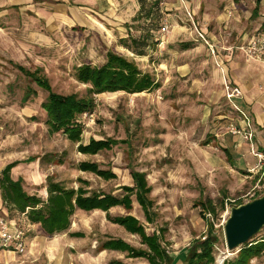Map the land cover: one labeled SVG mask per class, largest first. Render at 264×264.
<instances>
[{"label":"rangeland","instance_id":"1","mask_svg":"<svg viewBox=\"0 0 264 264\" xmlns=\"http://www.w3.org/2000/svg\"><path fill=\"white\" fill-rule=\"evenodd\" d=\"M140 1L0 0V172L19 162L13 178L23 179L26 191L44 201L51 178L76 190L82 179L91 193L122 197V187L133 186L131 171L145 173L153 223L136 196L132 210L116 207L112 218L131 215L148 235H159L173 258L167 264H187L189 250L207 238L214 244L215 264L234 261L239 252L228 251L225 236L231 210L264 195V160L254 154L264 156V61L236 47L264 32V0L258 19L252 18L256 0H147L143 11ZM148 34L153 40L145 56L122 45ZM109 51L135 60L159 87L137 96L97 97L92 117L79 119L82 142L126 143L85 156L65 134H50L43 109L49 92L36 75L42 72L58 94L83 98L88 86L77 80L78 68L102 66ZM228 85L238 87L243 98L231 101ZM242 101L249 104L245 111ZM234 129L242 132L240 143L233 139L239 138ZM248 133L252 141L245 139ZM30 158L35 161L24 162ZM82 162L98 163L118 178L105 181L82 172ZM207 201L216 214L202 209ZM0 216L24 229L28 244L25 255L2 250L0 264H151L101 251L112 239L146 249L138 235L112 223L107 213L77 211L69 231L47 237L26 214L8 210L0 191ZM262 240L264 229L252 243ZM250 264H264V253Z\"/></svg>","mask_w":264,"mask_h":264},{"label":"trees","instance_id":"2","mask_svg":"<svg viewBox=\"0 0 264 264\" xmlns=\"http://www.w3.org/2000/svg\"><path fill=\"white\" fill-rule=\"evenodd\" d=\"M140 2L143 11L147 0H141ZM153 14L154 10H149L147 13L148 18H152ZM130 39L131 43L128 40H123L122 45L139 56H145L147 53L146 48L153 37L148 34L139 39L132 37ZM17 67H20L24 73L28 72V75H33L26 68L19 65ZM36 76H38V83L49 92L48 99L43 104V109L47 112V125L50 134H65L71 141L79 144L78 150L80 153L91 156H96L105 150L111 151L118 144L126 143L124 140L118 141L113 138L101 141L92 139L87 145L82 143L84 125L79 119L83 115L92 114L96 110L97 96L118 92L134 95L151 92L159 87L153 76L143 73L134 60L113 51L107 53V60L102 66L84 64L78 68L77 80L88 86L87 95L83 98H80L77 94H58L53 90L50 80L42 72L38 71ZM230 160L232 161L231 157ZM33 161L35 159L30 158L24 162ZM18 164L19 162L8 165L0 172V191L3 204L8 210L16 211L22 215L26 214L31 223L41 226L47 237H54L69 231L72 225V217L77 211L87 213L103 211L107 213L112 223L119 224L132 235H138L146 249H136L121 239H112L102 245L101 251L109 250L126 253L130 258H145L151 264H167L173 259L162 246L160 236L157 234L148 235L145 227L137 218L131 215L112 218L110 215V211L116 207H124L128 211L132 210V197L136 196L147 221L153 223L152 210L154 202L150 197L152 189L145 173L136 170L131 171L134 186L122 187L125 192L122 197L106 193H91L86 188L89 186V182L82 179L79 181L82 184L81 187L76 190L67 189L51 178L47 186L48 199L44 201L41 197L30 195L26 191L23 179L15 180L13 178V169ZM79 170L94 174L106 181L117 179V175L113 170H103L98 163L82 162L79 165ZM210 203L212 202L207 201L202 209L210 207L207 211L210 214H216L213 204ZM263 253L264 240L255 241L246 245L239 252L237 259L225 261L224 264H250L253 259L261 257ZM185 262L187 264H215L213 242L207 238L200 243L196 250H189Z\"/></svg>","mask_w":264,"mask_h":264},{"label":"built area","instance_id":"3","mask_svg":"<svg viewBox=\"0 0 264 264\" xmlns=\"http://www.w3.org/2000/svg\"><path fill=\"white\" fill-rule=\"evenodd\" d=\"M202 37L204 36L202 35ZM240 50L251 59L264 61V32L252 37L245 45L240 47ZM227 94L231 101L243 98V93L238 87H231L228 85ZM236 108L241 111L237 105ZM241 113L246 118V121H249L248 116L243 112ZM87 117H92V114H85L84 118ZM232 133L234 136L243 138L241 131L234 129ZM244 137L247 141H252L254 136L248 133ZM254 154L259 157L261 161L264 160L262 154ZM4 249L15 251L20 255H25L28 252V244L26 231L18 226L17 223H12L8 221V219L0 216V252Z\"/></svg>","mask_w":264,"mask_h":264},{"label":"water","instance_id":"4","mask_svg":"<svg viewBox=\"0 0 264 264\" xmlns=\"http://www.w3.org/2000/svg\"><path fill=\"white\" fill-rule=\"evenodd\" d=\"M264 229V195L253 201L234 207L225 225L229 252H240Z\"/></svg>","mask_w":264,"mask_h":264},{"label":"crops","instance_id":"5","mask_svg":"<svg viewBox=\"0 0 264 264\" xmlns=\"http://www.w3.org/2000/svg\"><path fill=\"white\" fill-rule=\"evenodd\" d=\"M262 2H263V0H260V1H258V0H256V8H255V10H254V12H253V15H252V18H254V19H258L259 17H260V10H261V7H262ZM258 11V12H257ZM251 38L249 37V39L248 38H244V40H245V43H247L249 40H250ZM213 49H212V51H213V53H214V55H216V50H215V47L214 46H211ZM237 48V50H239L240 51V47L239 46H237L236 47ZM239 48V49H238ZM234 50V47L233 48H231V54H230V56H231V58L233 57V51ZM118 54V53H117ZM121 55V54H120ZM123 56V55H122ZM124 57H126V56H124ZM127 58V57H126ZM229 60H231V59H229ZM229 60L227 59V61L229 62ZM135 61V60H134ZM136 62V61H135ZM137 63V62H136ZM138 65V64H137ZM139 66V65H138ZM118 93H124V92H118ZM145 93V92H144ZM107 94H111V95H115V94H117V93H107ZM140 94H143V93H140ZM140 94H134V95H140ZM103 95H106V94H103ZM129 95V94H128ZM99 96H102V95H99ZM99 96H97V97H99ZM97 99V98H96ZM249 105L248 103H247V101H242V103H241V106H242V108L244 109V111H245V105ZM246 105V106H247ZM238 107V106H237ZM239 108V107H238ZM242 110V109H241ZM243 111V110H242ZM243 111V112H244ZM92 115H93V113H92ZM84 134V133H83ZM82 139H83V136H82ZM93 139V138H92ZM92 139H90V141L92 140ZM233 139H234V141L236 140V141H238V143H240L241 141V139H240V137L239 138H236V137H233ZM90 141L87 143V144H89L90 143ZM83 143V142H82ZM84 144V143H83ZM86 145V144H85ZM239 147H241V144L239 145ZM226 152H229V151H227L226 150ZM82 154V153H81ZM85 156H91V155H85ZM231 158H232V156H231ZM232 161L234 162V158H232ZM92 163H94V162H92ZM103 170H105V169H103ZM114 172V171H113ZM137 172H139V171H137ZM86 173V172H85ZM115 173V172H114ZM142 173V172H141ZM12 174H13V172H12ZM91 174V173H90ZM116 175H117V173H115ZM98 177V176H97ZM100 178V177H99ZM117 178H118V175H117ZM132 178V177H131ZM102 179V178H101ZM15 180H18V178L17 179H15ZM104 180V179H103ZM115 180V179H114ZM106 181V180H105ZM132 181H133V178H132ZM147 181H148V179H147ZM133 186H134V181H133ZM133 186H130V187H133ZM95 212H103V211H95ZM103 213H105V212H103Z\"/></svg>","mask_w":264,"mask_h":264}]
</instances>
